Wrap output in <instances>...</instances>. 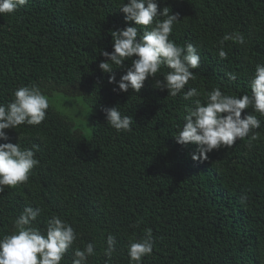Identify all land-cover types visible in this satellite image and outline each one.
Here are the masks:
<instances>
[{
    "label": "trees",
    "instance_id": "trees-1",
    "mask_svg": "<svg viewBox=\"0 0 264 264\" xmlns=\"http://www.w3.org/2000/svg\"><path fill=\"white\" fill-rule=\"evenodd\" d=\"M124 2L28 0L0 14V104L11 103L19 87L35 85L48 98L59 93L95 110L89 136L51 106L39 125L5 130L8 140L0 143L39 145V163L27 182L0 192V237L16 232V219L30 206L41 209L31 226L43 234L54 215L75 230L60 264H72L74 252L89 243L94 254L86 264H136L129 245L148 229L154 246L141 264H264V115L252 106L242 111L261 127L203 163L191 159L196 145L174 139L195 100L205 104L212 89L251 95L256 66L264 64V0H157L159 9L179 14L169 39L192 43L200 55L195 78L176 96L155 88L170 71L165 65L139 93L113 92L116 85L108 83L110 75L119 81L126 74L130 59L112 74L99 69L100 52L113 50L111 32L135 26L119 11ZM137 27L139 38L150 26ZM234 32L243 44H221ZM193 87L200 95L184 99ZM113 106L132 116L131 131L106 123L103 109ZM109 234L116 240L110 258Z\"/></svg>",
    "mask_w": 264,
    "mask_h": 264
},
{
    "label": "clouds",
    "instance_id": "clouds-1",
    "mask_svg": "<svg viewBox=\"0 0 264 264\" xmlns=\"http://www.w3.org/2000/svg\"><path fill=\"white\" fill-rule=\"evenodd\" d=\"M27 3L28 0H0V14L13 13ZM158 9L157 0H127L119 8L124 14L125 24L131 21L135 26L112 31L113 50L100 52L105 60L98 67L106 74L114 73L125 60H131L130 67L119 81L114 74L109 76L108 83L116 85L113 92L127 93L131 89L139 93L146 79L155 78L162 65L170 71L163 75V80H155V88L167 90L168 95L176 96L185 89L189 80L195 78L192 70L200 66L197 48L192 43L178 46L169 39L173 25L179 22V14H169L168 7ZM159 17L164 19L160 20ZM137 26L150 27H146L138 38L140 29ZM227 40L240 44L245 42L244 36L238 32L225 35L221 44ZM218 55L224 59L227 54L221 47ZM227 76L232 81L237 78L234 73ZM250 87L251 95L237 97L224 94L217 87L206 94L205 104L199 99L195 100L194 107L184 117L183 126H177L180 130L174 136L179 145L197 146L191 155L193 161L203 163L213 150H218L222 145L232 146L253 129L261 127L255 115L247 113L242 117L241 113L252 106L256 112L264 115V64L256 66ZM199 95L195 87L184 91L186 100ZM49 106V98L39 87H19L11 103L0 104V140H8L5 130L15 129L22 124L39 125L45 120ZM63 111L65 115H70L68 107H64ZM103 112L106 123L112 128L131 131L133 118L122 114L119 106L105 108ZM38 150L39 145L36 144L22 149L18 143H0V192L5 187L15 188L28 181L31 170L39 163L35 158ZM40 215V208L25 207L15 221L16 232L0 237V264H60L76 239L75 230L54 215L47 223L46 234H43L40 229L31 226ZM106 243L105 256L110 258L115 250V237L109 234ZM153 246L152 233L148 229L143 239L129 245L130 260L141 264L142 258L152 253ZM93 254L94 246L89 243L83 250L74 252L72 264H86L87 258Z\"/></svg>",
    "mask_w": 264,
    "mask_h": 264
},
{
    "label": "rangeland",
    "instance_id": "rangeland-1",
    "mask_svg": "<svg viewBox=\"0 0 264 264\" xmlns=\"http://www.w3.org/2000/svg\"><path fill=\"white\" fill-rule=\"evenodd\" d=\"M49 101L52 108L57 110L61 115L68 117L73 122L75 129L81 131L85 136L91 134L90 118L95 113L94 109L83 104L81 99L69 98L59 93H55L49 97ZM64 107L69 108L70 115L64 114Z\"/></svg>",
    "mask_w": 264,
    "mask_h": 264
}]
</instances>
